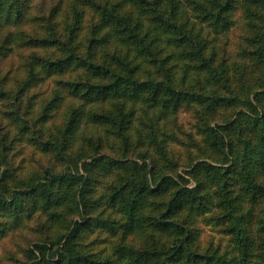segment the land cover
Returning <instances> with one entry per match:
<instances>
[{"label":"trees","instance_id":"1","mask_svg":"<svg viewBox=\"0 0 264 264\" xmlns=\"http://www.w3.org/2000/svg\"><path fill=\"white\" fill-rule=\"evenodd\" d=\"M30 1L0 0V33L6 31L0 50L8 52L12 46L21 48L27 44L45 50L44 54L35 53L27 60L31 79L41 77L43 73L60 76L69 69L81 70L78 79L61 81L62 87L80 100L63 128V142L67 146L78 136L80 125L87 122L126 139L132 119L142 105L163 113L165 110H176L185 101L194 100L198 104H205L212 112L232 100L223 96L212 98L198 93L190 94L175 88L169 67L164 66L170 55L162 58L165 52L163 44L178 48L185 60H195L197 70L207 72L212 80L220 81L222 88L227 85L223 71L213 68L211 60L206 58L203 45L193 34V27L186 29L187 24L180 20L181 0H70L61 31L56 29L57 23L54 21L62 5V0H58L45 20L47 33L43 37L32 36L23 30ZM204 1L206 4L192 1L195 11L200 12L203 21L215 32L227 30L230 26L228 17L235 8L236 0ZM243 2L264 5V0ZM87 10L94 17L88 22L86 33H81ZM255 14L258 24L254 26L258 30L252 37L251 54L255 63L264 69V12ZM49 49H52L50 53L47 51ZM156 73L161 79H157ZM31 79L24 82L21 88L26 89ZM6 94L8 92L0 89V98ZM58 98L56 94L50 105L58 102ZM237 100L239 112L232 126L217 123L207 125L203 131L205 142L219 158L216 164L203 161L193 166L189 174L199 176L195 188H188L187 181L179 173L176 176L152 175L151 179L147 172L149 161L140 165L99 155L91 162L83 163L85 173H81L77 165L73 171L65 174L47 170L45 177L28 188L23 181L26 189L18 187L15 191H8V195L1 192V210L11 207L19 210L23 204V192L26 191L41 201V209L52 221H62L69 212L78 216L55 243H38L33 250H29L31 264H93L76 241L80 232L90 225V210L93 206H99L98 202L101 201L95 202L93 198L94 177L100 171L118 175L116 181L105 185L109 194L103 204H106L105 208L116 210L122 217L119 225L115 221H104L100 225L110 226L112 230L118 226L123 230V236L127 233L135 236L149 229L169 235L172 239L167 246L161 247L157 255L151 256L148 252L139 254L121 247L119 253L124 257L121 264H178L201 259L191 247L193 229L189 220L193 212L200 214L208 205L224 210L221 217L229 220L233 227L241 259L227 260L214 251L207 256L206 263H242L246 252L254 245L256 247L257 243L245 228L238 226L242 216L236 215L238 197H229L232 192L229 178L236 180L248 197L264 199V182L259 181L264 170V79L258 87L249 90L240 99L237 97ZM230 128L237 132L239 147L230 139ZM246 130L254 137L241 138ZM84 140L85 137H82ZM143 158L150 160L151 155ZM202 175L206 182L208 178H213V181L207 182L209 185L216 182V203L205 193L202 194L204 186L207 187V183L200 179ZM164 194L167 197L163 200ZM60 211L64 212L61 219ZM260 247L263 252L259 259L264 260V241Z\"/></svg>","mask_w":264,"mask_h":264},{"label":"rangeland","instance_id":"2","mask_svg":"<svg viewBox=\"0 0 264 264\" xmlns=\"http://www.w3.org/2000/svg\"><path fill=\"white\" fill-rule=\"evenodd\" d=\"M69 1L62 0L60 12L54 17L58 31L63 29L65 9ZM192 1L206 4L204 0H181L180 20L187 24L186 29L193 27V34L203 45L206 58L211 60L213 68L223 71L227 85L222 88L220 81L212 80L207 72L197 70L195 60H185L178 48L166 44H163L165 52L162 58L169 54L170 59L164 66L169 67L176 89L190 94L198 93L212 98L223 96L232 100L212 112L205 104H198L194 100L185 101L176 110H165L163 113L142 105L132 119L126 139L118 138L113 132L87 122L80 125L78 136L72 144H64L63 128L70 112L80 104V100L69 94L62 87L61 81L78 79L81 70L69 69L60 76L43 73L41 77L31 79L27 60L35 53L44 54L45 50L34 48L33 44L23 45L21 48L12 46L8 52L0 50V89L8 92V95L0 98V193L8 195V191H15L18 187L26 189L23 181L28 188L45 177L47 170L65 174L73 171L77 165L81 173H85L83 163L91 162L99 155L137 162L140 165L149 161L147 172L151 179L152 175L176 176L179 173L187 181L188 188H195L199 176L189 174L193 166L203 161L216 164L215 161L219 158L205 142L204 129L207 125L217 123L232 126L239 112L237 97H244L264 79V69L255 63L251 54L252 37L258 30L254 26L258 24L255 13L264 12V5L236 0L235 8L228 17L229 28L215 32L203 21L200 12L198 14L195 11ZM57 2L58 0H31L23 30L32 36L46 35L45 20ZM93 17L89 10L85 12L81 33H86L88 22ZM5 33V30L0 33V43ZM47 51L50 53L52 49ZM156 77L161 79L157 73ZM28 79L31 81L27 88H21ZM56 94L59 96L58 102L50 105ZM229 133L232 142L239 147L236 130L230 128ZM243 133L241 138L254 137L248 130ZM82 137H85L84 141ZM148 155H151L152 160H144L143 157ZM117 177L116 174L108 175L103 171L95 174L93 198L95 202L101 201L98 202L99 206H93L90 210V225L80 232L76 241L93 264H121L124 257L119 252L124 246L127 251L130 249L134 253L148 252L151 253L150 256L157 255L161 247L167 246L172 240L169 235L151 232L149 229L135 236L128 233L123 236V230L118 226L116 230H112L110 226L100 225L104 221H115L118 225L122 222V217L116 210L105 208L106 204H103L109 194L105 185L112 184ZM200 179L206 182L203 175ZM208 179L207 182L213 181V178ZM229 180L232 186L229 197H238L236 215L242 216L238 226L245 228L257 243L256 247L254 245L246 252L244 262L239 264H264V260L259 259L263 252L260 244L264 241V199L248 197L236 180ZM259 181L264 182V170ZM211 184L204 186L202 194L205 193L206 197L216 203V182ZM23 194V204L19 210L15 211L12 207L0 209V264H31L29 259L32 255L29 250H33L35 244L55 243L58 236L68 231L70 222L78 219L72 212L61 219L64 212L60 211L62 221H52L41 209V201L37 197L26 191ZM166 197L164 194L163 200ZM215 207L208 205L200 214L193 212L189 220L193 229L191 247L201 259L178 264H207V256L214 251L227 260L241 259L233 227L229 220L221 217L224 210Z\"/></svg>","mask_w":264,"mask_h":264}]
</instances>
